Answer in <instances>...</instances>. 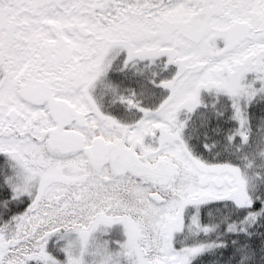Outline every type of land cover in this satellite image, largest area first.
Returning <instances> with one entry per match:
<instances>
[{"label": "snow or ice", "instance_id": "snow-or-ice-1", "mask_svg": "<svg viewBox=\"0 0 264 264\" xmlns=\"http://www.w3.org/2000/svg\"><path fill=\"white\" fill-rule=\"evenodd\" d=\"M0 264H264V0H0Z\"/></svg>", "mask_w": 264, "mask_h": 264}]
</instances>
